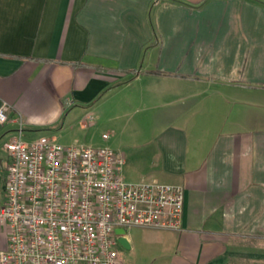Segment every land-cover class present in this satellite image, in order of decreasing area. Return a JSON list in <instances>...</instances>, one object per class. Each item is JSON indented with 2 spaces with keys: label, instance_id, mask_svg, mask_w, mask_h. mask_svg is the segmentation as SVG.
Listing matches in <instances>:
<instances>
[{
  "label": "crops",
  "instance_id": "obj_1",
  "mask_svg": "<svg viewBox=\"0 0 264 264\" xmlns=\"http://www.w3.org/2000/svg\"><path fill=\"white\" fill-rule=\"evenodd\" d=\"M110 99L140 117L132 183L183 191L134 263L264 264V0H0V206L18 115L55 140Z\"/></svg>",
  "mask_w": 264,
  "mask_h": 264
},
{
  "label": "built area",
  "instance_id": "obj_2",
  "mask_svg": "<svg viewBox=\"0 0 264 264\" xmlns=\"http://www.w3.org/2000/svg\"><path fill=\"white\" fill-rule=\"evenodd\" d=\"M9 110L1 103L0 126ZM16 123V134L3 144L0 264H120L118 230L181 229L179 187L128 184L119 152L60 146L48 137L25 140L20 115Z\"/></svg>",
  "mask_w": 264,
  "mask_h": 264
},
{
  "label": "rangeland",
  "instance_id": "obj_3",
  "mask_svg": "<svg viewBox=\"0 0 264 264\" xmlns=\"http://www.w3.org/2000/svg\"><path fill=\"white\" fill-rule=\"evenodd\" d=\"M114 101L115 99H110L100 102L101 105L97 109L99 110L97 114L99 117L98 124L82 128V124L76 122L72 127L66 128L63 132L58 133V137L53 141L54 144L65 147L76 145L95 149L107 148L119 152L125 163L122 168L125 182L133 184L132 182H136L133 180V177H136V170L140 167L139 164L137 165V158L135 157L136 150L141 147V135L139 133L141 128H137L136 123L140 117L138 115H131L129 120L116 118V113H112ZM98 105L96 104L95 107ZM98 117L96 118L98 119ZM43 132L45 130L24 131L23 138L25 140H31L39 137ZM103 135H107L108 138L103 139ZM131 230L126 229L124 233L133 239V251H129L119 244L116 247L120 264H135V261L144 259L148 250V245H145L144 240L147 231H144L145 229Z\"/></svg>",
  "mask_w": 264,
  "mask_h": 264
},
{
  "label": "water",
  "instance_id": "obj_4",
  "mask_svg": "<svg viewBox=\"0 0 264 264\" xmlns=\"http://www.w3.org/2000/svg\"><path fill=\"white\" fill-rule=\"evenodd\" d=\"M117 235H119V238H118V244L120 246H122L123 248L125 249H129V245H128V242L126 240V238L124 237V231L123 230H118L116 232Z\"/></svg>",
  "mask_w": 264,
  "mask_h": 264
}]
</instances>
